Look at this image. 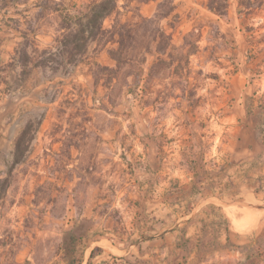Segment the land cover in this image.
<instances>
[{
	"label": "rangeland",
	"instance_id": "1",
	"mask_svg": "<svg viewBox=\"0 0 264 264\" xmlns=\"http://www.w3.org/2000/svg\"><path fill=\"white\" fill-rule=\"evenodd\" d=\"M92 1L0 0V179L24 124L44 114L0 201V264H86V248L106 243L126 249L113 251L126 263L113 264H264V0L251 9L228 0L224 17L207 0H169L176 17L157 25L172 48L146 54L143 69L157 56L169 65L138 88L127 77L133 68L92 65L115 69L112 44L96 54L89 47L66 70L34 67L49 56L60 15ZM162 1H119L104 27L154 18ZM18 18L19 30L37 27L23 74ZM211 194L223 210L196 217L207 224L196 251L185 213ZM170 229L177 236L154 240ZM98 252L90 264L102 263Z\"/></svg>",
	"mask_w": 264,
	"mask_h": 264
},
{
	"label": "trees",
	"instance_id": "2",
	"mask_svg": "<svg viewBox=\"0 0 264 264\" xmlns=\"http://www.w3.org/2000/svg\"><path fill=\"white\" fill-rule=\"evenodd\" d=\"M48 1L50 0H45V2ZM119 1L124 3H146L151 0H95L83 5L85 7L77 11L74 16L60 15V30L53 39L54 46L48 51H43L44 53L48 52L49 56L37 61L34 67L49 68L53 73L66 70L70 65L76 67L81 63L82 57L87 58L89 47L92 48L91 53L96 54L108 44L114 45L113 48L107 50V55L115 63V69L102 67L97 63H92V65L98 70L113 74L119 73L124 67L133 68L134 71L128 73L127 77H131L132 85L135 88L139 87L142 80L145 79L147 82L153 76V72L159 64L168 66V63L163 62L157 56L156 61L151 64L146 74L143 69V65L146 63V54L165 55L168 49L172 48L171 36L157 25L158 20L176 17L172 3L169 0L158 3L154 18L139 16V21L131 22H122L115 18L111 26L105 28L104 21L119 13ZM240 5L246 9H251L252 6H260L261 2L259 0H240ZM59 6H63V4H59ZM206 8L212 14L224 17L227 15L228 0H207ZM42 10L41 8L40 13H42ZM54 11L58 12L59 10ZM15 23L16 30H18L23 41L18 43L14 59L22 68L23 74L30 59L28 47H31L35 52L37 27H34L31 21H26L27 29L19 30V27L23 26L24 23L20 18L16 19ZM189 54L190 50H187L183 57L186 58ZM174 70L176 71L177 68ZM129 89L131 88L129 87ZM43 119L44 114H41L39 118L28 120L15 139L11 163L5 172L6 176L0 179V201L6 195L10 186L12 169L23 163L30 153L31 142L35 139ZM97 251H100V249L95 248L92 250L89 258H93ZM71 263L68 262V264ZM80 263L81 261L77 260V264Z\"/></svg>",
	"mask_w": 264,
	"mask_h": 264
},
{
	"label": "crops",
	"instance_id": "3",
	"mask_svg": "<svg viewBox=\"0 0 264 264\" xmlns=\"http://www.w3.org/2000/svg\"><path fill=\"white\" fill-rule=\"evenodd\" d=\"M220 207H222L221 201L217 198V196H215L214 194H211L208 197L203 198L201 201L197 202L196 204H192L191 208H189V210L186 211L185 216L187 217V220L185 222L192 223L193 230H192L191 234L185 233V237H187V239H188V240H185V241L187 243H189L190 240L196 241V246H195V250L196 251H199V249H201L200 247L203 245V243L201 241L200 233L202 231V228L207 225L206 224V220H199V222H197L195 224L196 217L198 215H200L199 214L200 212L203 213V212H205V210H212V209L220 208ZM220 209H222V208H220ZM214 226L216 227V225H213L212 227H214ZM177 234H178V231L176 232V231H174V229H170V230H167V231L161 233L158 236H155L154 240L157 241V239H158L159 241L160 240L164 241L167 238L170 239V238H173L174 236H177ZM224 240H225V236H222V244H223V246H224ZM166 247H168V246H166ZM95 248H99L100 249V251L98 252L97 257H100V258L102 257L100 262H102L103 264H113L114 261L115 262L126 263V259H124V258L118 259L115 256V254H113L114 253L113 251H116L118 253H122V252L126 251V249L120 248V247H116L114 245H110L109 243H106L103 246H92V247L90 246V247L86 248V251L84 253V257L82 259L83 263L86 261V264H90V262L95 258V257H93L91 259L89 258L91 251L93 249H95ZM173 248H175L176 250L182 251V249L180 248L179 244L174 245ZM164 249H165V247H164ZM184 249H185V251L188 250V248H186V246H184ZM139 251H141V250H139ZM171 251L172 250H170V254H172ZM185 253H186V255L184 257V262L187 259V255H189V252H185ZM103 256H107L108 258H111L112 261L106 262V260H105L106 258H103ZM170 259L168 258L166 260L165 264H176V263H173ZM194 262H197V261L194 259ZM194 262H192V263L194 264ZM102 263H99V264H102ZM208 263H209L208 260H199V264H208ZM80 264H82V261H81ZM180 264H183V262L180 263ZM197 264H198V262H197Z\"/></svg>",
	"mask_w": 264,
	"mask_h": 264
},
{
	"label": "bare ground",
	"instance_id": "4",
	"mask_svg": "<svg viewBox=\"0 0 264 264\" xmlns=\"http://www.w3.org/2000/svg\"><path fill=\"white\" fill-rule=\"evenodd\" d=\"M236 215H237V214H236ZM237 218H238V217H237ZM233 219H234V218H233ZM234 223H235L237 226H239V227H242V228L244 227L243 225H241V224H242L241 222H240L241 224H239V223H237V222H234Z\"/></svg>",
	"mask_w": 264,
	"mask_h": 264
}]
</instances>
